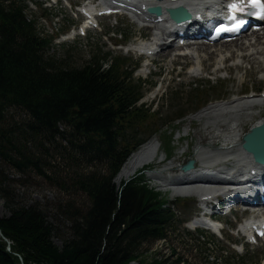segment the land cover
Segmentation results:
<instances>
[{"label":"trees","instance_id":"1","mask_svg":"<svg viewBox=\"0 0 264 264\" xmlns=\"http://www.w3.org/2000/svg\"><path fill=\"white\" fill-rule=\"evenodd\" d=\"M26 12L25 0H0V197L9 212L0 219V264H176L139 259L173 226L166 199L141 177L113 182L142 134L156 132L155 116L137 106L127 60L97 54L70 66L49 54L53 37ZM8 170L71 197L56 205L67 236L46 207L15 203Z\"/></svg>","mask_w":264,"mask_h":264},{"label":"rangeland","instance_id":"2","mask_svg":"<svg viewBox=\"0 0 264 264\" xmlns=\"http://www.w3.org/2000/svg\"><path fill=\"white\" fill-rule=\"evenodd\" d=\"M43 2L44 0H28L30 10L27 16L37 22V28L40 34L55 38L53 42L54 47L50 51V55H54L59 59H68L67 63L73 67L83 66L97 54L100 56L110 54L111 57H123L128 59V70L136 66L133 80L135 83L138 79L144 81V97L141 103L148 106L152 112L157 114L156 124L159 126V130L161 129L163 131V135L153 137L159 144V155L162 154L161 158L167 157L163 145V136L170 138L172 154L170 157H167L168 161L166 163L156 167L155 170L158 171L157 173H161V171L169 167L178 170L179 167L187 161L195 159L196 152L199 149H204L207 148L208 145H212L210 142L213 143L212 148H219L222 146L221 144H223L224 130L227 127L222 128V130L211 126V128L207 130L204 120H195L191 122L192 120H189L191 115H188L184 122L176 124V122L173 121L177 115L184 111L194 110L195 108H205L209 103L228 101L233 97H241V95H257L264 90V69L262 67L264 61L263 56L260 55L261 50H248V52L251 51V55L248 58L245 57L244 60L247 59L246 61L251 62L252 65L244 64L246 61L242 60L243 62H240L241 65L236 64V69L233 68V62H238L236 61L237 57H230L233 53H228L227 56L233 58L234 61H232L233 59L227 62L225 61L226 63L224 66L232 68V70L230 72L228 70V72L219 73L217 75L218 82L216 84L210 83L212 88L208 89L207 86L209 81L206 77L208 75L212 76L214 70L219 67L217 63L219 59L216 56V54H218L217 51H215V54L213 50H208L211 54H205L207 57L206 60L210 58V55H212V57L204 61L203 68L205 69H203L200 72L202 74H198L197 77H195V75L192 76L188 72V69L193 66L192 62H190L189 59H179L176 55H169L164 59L156 58L151 65L147 66L145 61L136 59L135 56L127 54L119 48L120 45L125 46L127 43H138L144 38H147L144 40L148 41V38H150V31L141 32L135 25L124 19H110L109 21L102 20L100 23V31H96L84 39L62 42L70 29L71 23L69 22L68 24L70 18L67 19L69 16L59 7L48 9L50 3L43 4ZM35 4H37V6ZM71 22L73 23L74 21L72 20ZM62 32L64 34L60 35ZM226 48L231 50L235 47L231 48L227 46ZM222 50L226 49L223 48ZM252 51H256V53L253 54ZM242 54L245 53L242 52ZM174 59H176V62L171 64L170 62ZM257 61L261 63L258 64L256 63ZM243 64V68H239L242 67ZM144 66H147V72L152 73L151 76L146 77L143 74ZM204 73L206 74L205 76ZM224 77H226L225 80L221 79ZM198 86H204L205 88L203 90L199 88V91H206V96L203 97L205 101H203L201 105H199L197 101L191 103L192 100L190 97L193 93L190 88ZM198 111H200V109ZM250 113H257V116L254 118L252 117L250 120L240 125L238 129L241 128L239 130L241 134L247 129L249 131L256 120L264 118V108L256 107L251 110ZM218 133H220L221 137L216 139L215 135ZM179 137H181L180 140ZM177 170H174L172 173H165L163 176L174 177L177 174ZM7 174L8 179L11 181L10 189L15 196V203L18 206L25 207H30L37 203L44 208L46 207L48 222L54 225L60 237L67 236L69 223L64 217L57 214L56 205L58 203H64L65 201L67 202L71 197L66 196L57 188L49 186L39 179L32 178L31 180L24 181L25 178L11 170H8ZM135 175L136 174L128 179H123L120 183L115 182L116 186H120L121 183L130 180ZM154 181L155 180L149 181L147 178L146 183H148L149 187L160 192L162 196L168 197L167 191L158 187ZM22 183H24V185H22ZM173 196L176 195L173 194ZM172 198L174 199V197ZM73 199L80 205H83L85 201V198L80 194L74 195ZM176 200L179 201L171 208L175 214V228L168 234V241H166V244L160 241L155 244L156 252H153L152 255L162 253L168 256L170 251L174 250L177 254L184 256L185 259L187 258L193 264H210V258L219 259L220 261L218 264H261L264 261L263 245L248 250L246 256L243 257L245 260L240 261L234 258L230 246L225 242L217 243V245L214 244V246H207L199 239L198 236L201 235H188L185 225L191 220L192 213L196 210L195 204L191 198L188 200ZM8 215L9 212L5 207L4 200L0 197V219L8 217ZM240 219L242 218L236 215L230 217V219L225 222L228 229L234 230V228H231V225ZM203 237L207 238L206 236ZM196 239L201 242L202 246H198L197 244L195 246L191 245L190 241ZM225 239L228 240L229 236H225ZM52 241L57 247H61V238L53 236ZM229 244H233V242H229ZM195 249H197V252L194 254L193 251Z\"/></svg>","mask_w":264,"mask_h":264},{"label":"bare ground","instance_id":"3","mask_svg":"<svg viewBox=\"0 0 264 264\" xmlns=\"http://www.w3.org/2000/svg\"><path fill=\"white\" fill-rule=\"evenodd\" d=\"M131 1L134 5L145 4L146 7H151L153 4L152 0L148 2H143L142 0H131ZM220 1L221 0H203L200 3L190 1L191 3L190 2L185 3L183 6H186L188 11L201 10L207 7H211V8L219 7ZM166 31H169V28L164 27V30L160 32V36H165ZM227 46H230L231 48L235 47L234 49L236 50H233V49L228 50L226 48ZM223 48H225L226 50H222ZM250 49L261 50L260 55L263 56V61H264V35L262 37L256 36L255 38H249L248 40L241 42L240 44H237V42H235V43H230L227 45L226 44L222 45L216 50L218 54H216L215 52L213 53H215L217 58L219 59L220 63L218 60L217 62L220 65L221 63L224 64L226 59L229 58L227 56L228 53H233L230 57H237L236 61L238 62H235L234 59L232 58L234 61V65L236 66V64H240V62H243L242 60H244L245 57L246 58L250 57L251 51H249L250 53L248 52V50ZM181 50L182 52H184L183 49ZM242 52H244L245 54H242ZM192 53H193V56L187 59H189L192 62L194 61L195 63L193 67L189 68V72L194 74V73H198L199 71L203 70V63L207 58L205 54H211V53L208 52V48H203V47L193 48ZM164 57H166V55ZM211 57L212 55H210V58ZM174 61L175 60L171 61L170 63L172 64ZM256 63L260 64L261 62L257 61ZM222 66L217 68L216 70L220 71V69L223 68ZM144 69L146 71L147 67ZM224 69L226 70L227 68H224ZM256 107L257 108L264 107V99H262L260 96L259 97H254V96L247 97L245 99H242V98L233 99V100L226 101V102L209 104L207 107L202 109L200 112L192 116L190 120L192 121L204 120L207 130L211 128V126L216 127L217 129L218 128L222 129V128L227 127L224 131V136H223V141H222L223 144H221L222 146H220V148L217 151L210 150L209 149L211 147L210 145L208 146V149L206 148L199 149L196 152V158L193 159V161L195 162V168L193 171L185 174L184 175L185 178H177L176 176L174 177L165 176L164 177L163 175L165 173H170V172L172 173L174 172V170H177V169L169 167L165 169L164 171H161V173L154 172V173L148 174L149 179L155 180L154 183L158 187L164 189L165 191H171L172 196L173 194L176 195L174 196L175 198H179V197L184 198L193 189V187L190 186L186 182V180H189L190 178L195 177L196 172H197L196 169H198L199 164L204 166L208 164L209 161H212V159L226 160L232 157L234 159L233 165L236 170H238L240 167L242 168L243 166L248 167L249 166L248 160H250L251 162L252 158L251 156L245 154L241 149V138L243 137L244 134H241V132L239 131L240 129L238 128L240 127L242 123L250 120L252 117L254 118L255 116H257V113L256 114L250 113L251 110L255 109ZM262 123H264V118H259L253 124L251 123L252 126L250 127L249 131L251 129L259 127ZM220 137H221L220 133L215 135L216 139H219ZM154 140H151L149 143H147L145 146L140 148L138 151L134 152L128 158V160L124 163V165L122 166V168L120 169L119 173L117 174L115 178L116 183H120L123 179H128L129 177L133 176L137 172L138 169L144 166H148L152 164L154 161H156L157 147H156V142H155L156 140L155 141ZM176 172L178 173V171ZM220 173L221 175L226 174L225 171H220ZM227 174H229V172H227ZM244 177L246 178L245 174H244ZM181 179L185 181H181ZM218 179L222 180L224 178L219 177ZM206 191L207 192L205 191L200 192L199 195L203 196V194L211 193V191L208 189ZM239 192H240V188L230 189V193L232 196L237 195ZM261 214L264 216V211H262ZM262 264H264V262Z\"/></svg>","mask_w":264,"mask_h":264},{"label":"water","instance_id":"4","mask_svg":"<svg viewBox=\"0 0 264 264\" xmlns=\"http://www.w3.org/2000/svg\"><path fill=\"white\" fill-rule=\"evenodd\" d=\"M243 149L252 154L255 162L264 164V126L251 130L243 137ZM194 162L189 161L182 167V172H189L193 170Z\"/></svg>","mask_w":264,"mask_h":264},{"label":"snow or ice","instance_id":"5","mask_svg":"<svg viewBox=\"0 0 264 264\" xmlns=\"http://www.w3.org/2000/svg\"><path fill=\"white\" fill-rule=\"evenodd\" d=\"M251 6L252 7H258L261 9L262 12H264V4L259 3V0H251ZM229 10L233 13V15L231 16L232 19H235V13L236 12H240L243 11V7L237 3H231L229 6ZM242 23V22H240ZM239 24H237V27L234 29H228V30H238L239 29ZM221 30H226L223 28H218L217 31H221Z\"/></svg>","mask_w":264,"mask_h":264}]
</instances>
